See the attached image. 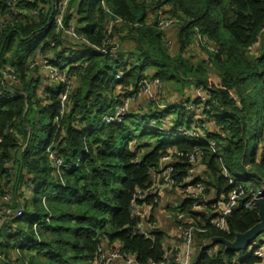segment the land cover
<instances>
[{"label": "trees", "instance_id": "1", "mask_svg": "<svg viewBox=\"0 0 264 264\" xmlns=\"http://www.w3.org/2000/svg\"><path fill=\"white\" fill-rule=\"evenodd\" d=\"M9 1L0 0V207L15 210L18 202L23 215H9L0 226V233L7 230L0 236V264H92L100 244L124 250L140 264L147 260L168 264L167 233L152 217H134L131 203L140 194L147 198L135 204L151 203L159 184L151 168L174 150L197 157L195 183L203 184L204 200L227 197L232 186L223 177L222 165L246 190L225 217V230L211 226L216 214L204 200L181 199L177 208L189 212L195 226L205 228L195 233L191 264H234L235 254L224 252L223 244L205 245L215 237L232 241L259 221L257 206L247 208L245 203L248 192L264 184V114L256 104L264 88V0H69L64 25L72 23L83 40L55 32L54 6L60 0ZM160 15L176 21L170 27L176 30V47L168 45L165 31L157 27ZM114 16L123 20L113 25L109 36L115 35L121 46L116 59L88 44L100 46L105 41L106 23ZM35 34L40 38L34 47H21ZM46 39L54 47L41 45ZM192 45L203 49L205 56L194 61ZM43 56L61 58L75 85L64 111L58 101L62 87L43 84L47 78L39 65L29 67ZM120 69L124 74L116 80ZM3 70L12 72L15 80L4 78ZM143 74L161 82L159 98L176 93L181 97L163 108L145 98V106L131 108L121 122L103 123V116L120 102L119 86L136 88ZM3 84L16 92L8 93ZM190 88L203 93V111L196 108L199 112L194 109L191 114L186 109L185 103L199 99L185 93ZM174 111L177 117L164 122ZM185 111L190 113L186 127L207 124L206 136L215 141L216 153L183 136L184 127H175ZM47 113L49 125L44 123ZM197 114L213 120V127L207 120L193 121ZM143 116L150 117L140 129ZM151 122L165 130L147 126ZM24 123L30 126V135ZM40 134L45 139L40 140ZM169 136L176 140L167 141ZM56 159H61L60 166ZM188 166L183 157L175 162L173 177L178 184ZM5 195L10 198L7 205L2 203ZM158 205L152 204V209ZM176 211L180 228L183 223ZM139 221L151 225V238L134 233ZM216 245V253L208 254ZM239 262L261 264L262 259L244 252Z\"/></svg>", "mask_w": 264, "mask_h": 264}, {"label": "built area", "instance_id": "2", "mask_svg": "<svg viewBox=\"0 0 264 264\" xmlns=\"http://www.w3.org/2000/svg\"><path fill=\"white\" fill-rule=\"evenodd\" d=\"M13 1L16 0H10L9 4H11ZM69 0H60L55 7L56 13L53 18L54 22V29L55 32H61L62 34L75 39V40H83V38L77 34V32L74 29V25L72 23H69L68 25H64V15L66 12V8L68 6ZM33 14H36V10L33 9ZM123 20L120 17L114 16V19L112 21H109L106 23V26L108 28V37H106L105 41L102 42L100 46H96L94 44L88 43L89 47L91 49H94L96 52L100 54H105L113 59H116L118 56V52L121 48L119 41L117 40L116 36L113 35L111 37V28L114 24H119ZM176 21L167 18V17H161L157 21V27L160 30H166L167 28H170L174 25ZM199 39H201L199 36H197ZM48 44L50 47H54L53 41H50L48 39L44 40L41 45ZM64 55H68V52H65ZM62 59L58 58L55 59L54 57L49 56H43L38 60H34L30 62V68H36V64L39 65V69L41 72L45 75L47 78V81L50 83H56L62 87V91L59 94V104L60 108H62V111L67 109V99L69 93L74 89L75 85L73 84L72 80L68 77L67 73L68 70L65 67L64 64H62ZM4 78H9L12 80H15V75L7 70L2 71ZM123 70L120 69L115 74L116 80H121L123 75ZM151 87L153 89L152 93H149L148 89ZM120 91V99L119 104L116 105L114 110L111 112H108L105 114L102 118L103 123H108L111 121L121 122L124 120L127 116V112L131 110L130 106L135 101L137 102L140 98L144 97L148 100V102H157L158 108L165 107L166 103L161 104L162 102H158L159 94L162 92V84L157 78L147 77L143 74L142 78L137 82L136 88H124L121 85L119 86ZM132 89V90H131ZM201 90H197V95L199 99L195 101V103L189 104L188 102L185 103L186 109L188 111L199 112L196 110V108L203 111L205 109V102L202 100V94ZM148 94V95H147ZM182 102L178 103L181 104ZM198 116V114L196 115ZM56 121V119H55ZM195 124V125H194ZM199 124V123H191L188 127H184L180 129V133L188 137L190 139H193L197 141L199 144L207 145L214 153L215 151V141L211 140L206 136V132L209 130L207 129V124ZM147 126L151 128H159L162 130L163 127H158L154 123H148ZM220 136L222 137L223 134L221 133ZM184 158L186 162L189 164L186 174L184 178L182 179L181 184H178L173 177L174 172V164L177 160L180 158ZM54 158V157H52ZM197 157L189 152H181V151H170L166 154H163L160 157V160L157 164V166L151 168V174L154 177L155 184L159 183L160 187L165 190H170L175 192L177 196H179V199H188L189 201H198L202 202L205 198L204 195V186L201 183H195L196 182V175L198 174L197 167H196ZM56 164L60 166L62 164L61 159H56ZM222 173L223 177L228 181V183L232 186L227 197L224 198L223 196H220L219 198L213 197L209 200H204L205 202L210 203L208 205V208L215 212L216 217L211 221V226H213L216 229L219 230H225L226 229V219L225 217L228 215L230 210L237 205L238 200L241 197L246 196V190L244 189L243 185L236 181L233 177H231L227 173V169L222 165ZM158 184V185H159ZM155 190V188H154ZM152 195H154L152 201L147 209H152V204L154 203H161L160 194L158 192L153 191ZM247 201L245 203V207L251 208L256 206V200L258 198L264 197V184L262 187L256 191L250 190L247 194ZM147 198L146 194H140L139 196H136L132 200L131 203V213L134 217H138L139 219L147 220L148 218H143L140 215V212L143 211L142 207L145 205H138L135 204L136 200L145 201ZM10 198L8 195H5L2 197V203L6 204L9 202ZM173 207H176L174 204ZM179 208V207H178ZM208 210V209H207ZM176 218L180 220L183 223V226L179 228V247L174 249L166 248V252L164 254V258L166 259L168 264H191L192 257L194 254V246H195V233L196 231H204L205 228L201 226H195L193 224V218H191V214L189 212H185L182 209H177L176 211ZM11 217H21L23 215L22 210L20 207L14 211L13 213H10L7 206L0 207V226L5 225ZM191 219V220H190ZM148 226V222L145 221H139L137 222L136 226L133 228L134 233L139 234L146 238H151L152 233L150 232L151 225ZM5 229H8V227H5ZM212 243L210 242L208 245L210 246ZM17 251V250H16ZM208 253H216L217 251V245L208 249ZM249 253H252L253 256L262 259V263L264 264V238L262 239V244L256 248L251 250ZM233 263L239 264V259L236 257H233ZM92 264H140L137 262L136 258L134 256H131L124 250L119 249H106L104 245H99L96 247L95 251V257ZM143 264H164L163 262H154L152 260H147Z\"/></svg>", "mask_w": 264, "mask_h": 264}, {"label": "crops", "instance_id": "3", "mask_svg": "<svg viewBox=\"0 0 264 264\" xmlns=\"http://www.w3.org/2000/svg\"><path fill=\"white\" fill-rule=\"evenodd\" d=\"M166 33V39L168 42H171L172 47L177 46V40H176V30L174 29H166L164 30ZM66 46H71L70 44H66ZM192 50H198V48L194 45H192ZM202 56H200L198 59H201ZM47 79H43V84L46 83ZM51 84V83H49ZM191 90H186V94H189V96H193L194 94L197 95V90L196 88ZM179 98L181 97L179 94H174V95H169L168 97L165 95L164 99H170V102L174 103V98ZM173 100V101H172ZM163 102V101H161ZM146 104V100L144 97H142L137 103H134L132 105V110L138 109L139 107H143ZM170 117H175V115H172ZM197 117V116H196ZM200 119L199 117H197ZM168 121V116L164 118V122ZM200 120H207L210 125L213 127L214 121L209 119V118H204L201 117ZM155 192H158L160 194L161 198V203L155 208V209H150L148 210L147 208L149 206H143L142 210L140 212L141 217L143 218H149L152 217L155 220V225L165 231L167 233V238L164 241L165 246L169 249H174L179 247V228L177 227L176 221L174 219V211L173 208H178L180 205L181 199H179V196L175 194V192L170 191V190H165L160 187V184L155 186ZM174 204L176 207H173ZM167 225V228H166ZM212 243V241H211ZM217 244V243H216ZM213 245V244H212Z\"/></svg>", "mask_w": 264, "mask_h": 264}, {"label": "rangeland", "instance_id": "4", "mask_svg": "<svg viewBox=\"0 0 264 264\" xmlns=\"http://www.w3.org/2000/svg\"><path fill=\"white\" fill-rule=\"evenodd\" d=\"M162 16L160 15V17L159 18H161ZM171 30L173 29V28H170ZM39 38H40V36L38 35V34H35V35H33L32 37H30V39L26 42V43H24V44H22L21 45V47H25V48H27V47H34L37 43H38V41H39ZM168 45H171V42H168ZM174 47V46H173ZM190 52V55L193 57V60L194 61H196L200 56H205V51L203 50V49H200V48H198V50L196 51V50H190L189 51ZM39 91V93H40V90H38ZM148 91H149V93H152L153 92V89L151 88V87H149V89H148ZM201 94H203V93H201ZM148 95V94H147ZM198 96V95H197ZM161 101H163L162 103H160V105L161 104H165V103H171L170 102V99H163V98H159L158 99V102H161ZM173 101V100H172ZM147 102V101H146ZM134 103H137L136 101L134 102ZM133 103V104H134ZM133 104H131V106H130V108H132V105ZM256 104H257V108H258V112L260 113V115H263L264 114V88H263V86L261 87V89H260V91L258 92V94H257V96H256ZM155 105H158V103L157 102H155V104H154V106ZM145 106V105H144ZM174 113H175V116L177 117V115H178V111H174ZM190 113L192 114V112L190 111ZM190 113L188 112V111H185V113H184V115H183V121L181 122V124L179 125V126H175V127H186L187 125H188V118H189V116H190ZM170 116H172V115H168V121H170L171 119H172V117H170ZM150 117V116H149ZM149 117H147V116H143L142 117V120H141V123H140V126H139V128L140 129H145V125H144V123L148 120V118ZM196 120H198V118L195 116H193V121H196ZM260 120V119H259ZM261 121V120H260ZM44 123L45 124H47V125H49L50 123H51V114H49V113H47L45 116H44ZM191 124V123H190ZM195 125V124H194ZM258 126H259V124H258ZM39 139L40 140H43V139H45V135L44 134H40L39 135ZM167 141H170V142H172V141H175L176 140V137L175 136H169V137H166L165 138ZM251 147H252V145H250V150H251ZM258 150L260 151V144H258ZM262 183H264V176H263V178H262ZM25 192H27V190L25 189L24 190ZM30 192V191H29ZM26 196L27 197H29V195H27L26 194ZM24 203V201L22 202V204ZM177 209L176 208H173V211L175 212ZM29 220L30 221H32L33 220V215L32 214H30L29 215ZM166 228H167V225H166ZM7 233V230H3V231H1V233H0V236L2 237V236H4L5 234ZM264 238V232H262L261 234H258L252 241H250V243L248 244V246L245 248V249H242V250H235V251H233V253L235 254V257L237 258V259H239L240 258V256L245 252V253H249L251 250H253V249H256V248H258L261 244H262V239ZM29 240H27V242H28ZM167 248V246H165V244H164V249H166ZM194 251H195V249H194ZM16 253H17V251H16ZM15 254V253H14ZM12 259H14L13 257H12Z\"/></svg>", "mask_w": 264, "mask_h": 264}, {"label": "water", "instance_id": "5", "mask_svg": "<svg viewBox=\"0 0 264 264\" xmlns=\"http://www.w3.org/2000/svg\"><path fill=\"white\" fill-rule=\"evenodd\" d=\"M0 82H3L1 78H0ZM3 88L5 91H7L10 94H14L16 92L14 88L10 86H6L5 84H3ZM24 127H25L26 132L30 135V126L24 123ZM22 151L23 149H20L17 153L18 161H21ZM256 206L258 210L257 215H258L259 221L254 226H252L249 230H247L244 233L235 234V238L233 241H228L224 239L223 237H215L212 239V244H216V243L223 244L224 252L245 249L250 243V241H252L258 234H261L262 232H264V197L258 198L256 200ZM19 207H20V204L17 202V208L15 210H10V213H13Z\"/></svg>", "mask_w": 264, "mask_h": 264}, {"label": "bare ground", "instance_id": "6", "mask_svg": "<svg viewBox=\"0 0 264 264\" xmlns=\"http://www.w3.org/2000/svg\"><path fill=\"white\" fill-rule=\"evenodd\" d=\"M232 241H233V240H232ZM207 253H208V251H207ZM208 254H209V253H208ZM211 254H215V253H210V255H211Z\"/></svg>", "mask_w": 264, "mask_h": 264}]
</instances>
